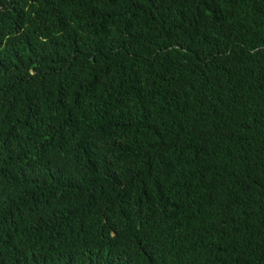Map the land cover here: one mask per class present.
Returning a JSON list of instances; mask_svg holds the SVG:
<instances>
[{
  "label": "trees",
  "instance_id": "16d2710c",
  "mask_svg": "<svg viewBox=\"0 0 264 264\" xmlns=\"http://www.w3.org/2000/svg\"><path fill=\"white\" fill-rule=\"evenodd\" d=\"M0 264H264V0H0Z\"/></svg>",
  "mask_w": 264,
  "mask_h": 264
}]
</instances>
